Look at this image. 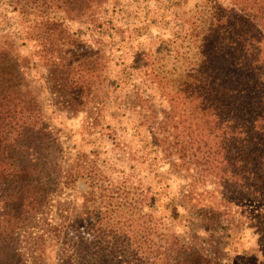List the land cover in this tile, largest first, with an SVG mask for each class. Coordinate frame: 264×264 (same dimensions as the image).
<instances>
[{"label": "trees", "instance_id": "obj_1", "mask_svg": "<svg viewBox=\"0 0 264 264\" xmlns=\"http://www.w3.org/2000/svg\"><path fill=\"white\" fill-rule=\"evenodd\" d=\"M102 3L9 0L18 33L33 43L75 110L104 100L105 62L44 13L54 8L92 22ZM176 18L181 29L161 41L162 49L137 54L133 69L167 104L165 111L149 105L138 112L148 137L140 156L185 176L184 210L172 214L183 221L184 236L145 209L148 187H130L100 169L96 177L82 159L64 165L15 41L4 34L0 264H45L47 248L54 264H228L219 237L231 231L254 237L264 257V0H193ZM73 190L78 205H64L61 195Z\"/></svg>", "mask_w": 264, "mask_h": 264}, {"label": "rangeland", "instance_id": "obj_2", "mask_svg": "<svg viewBox=\"0 0 264 264\" xmlns=\"http://www.w3.org/2000/svg\"><path fill=\"white\" fill-rule=\"evenodd\" d=\"M192 1L103 0L92 22L86 17L69 19L54 8L46 10L44 14L61 20L70 32L97 48L105 62L104 84L100 90L104 100L86 110H75L60 93L49 65L35 52L33 43L18 33L9 0H0V35H10L15 41L27 78L41 101L44 119L63 148L64 165L82 159L92 167L96 177L100 169L101 174L112 180L126 179L130 187H148L150 196L145 209L159 215L181 237L184 236L180 230L184 228L183 221L173 220L172 214L173 208L184 210L179 204L186 190L185 176L167 172L165 165L158 159L152 160L151 155L144 160L140 156L148 137L144 133L146 128L137 124L138 112L149 105L155 111H165L167 104L154 83L143 80L133 65L137 54L162 49L161 41L165 44L181 29L176 13H186ZM222 2L227 4L228 0ZM76 191L65 192L60 201L68 205L78 194ZM239 234L231 231L228 236L219 237L223 242V261L263 264L264 257L258 251L255 238L248 233ZM46 253L44 263L54 264L52 248H47Z\"/></svg>", "mask_w": 264, "mask_h": 264}]
</instances>
